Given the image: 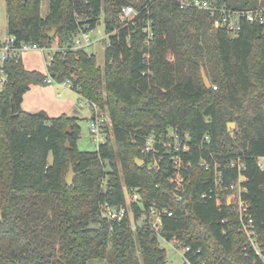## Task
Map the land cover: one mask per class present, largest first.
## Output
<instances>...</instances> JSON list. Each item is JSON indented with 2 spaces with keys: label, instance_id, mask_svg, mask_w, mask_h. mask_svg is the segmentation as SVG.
Wrapping results in <instances>:
<instances>
[{
  "label": "trees",
  "instance_id": "1",
  "mask_svg": "<svg viewBox=\"0 0 264 264\" xmlns=\"http://www.w3.org/2000/svg\"><path fill=\"white\" fill-rule=\"evenodd\" d=\"M42 1L5 0L6 30L16 46L50 47L56 41L65 51L53 52L46 74L27 71L20 56L4 65L0 264H166L160 238L148 228L132 231L128 221L100 217L102 205L125 204L124 188L137 190L144 208L157 202L172 212L159 236L188 248L190 264H264L247 247L225 194L220 193L219 206L200 198L212 174L199 165L210 156L220 162L227 186L238 174L224 163L239 159L244 164L243 198L264 250V29L242 20L235 35L214 28L209 13L181 10L169 0H48L46 17L40 12ZM202 1L231 11L264 9V0ZM122 6L140 13L137 28L128 26L111 37L103 69L94 55L70 50L76 33L96 29L102 16L106 30H112ZM147 19L154 27L150 46L143 42ZM48 78L58 84L70 81L71 91L110 116L112 137L98 151L78 150L77 116L52 119L43 111L22 109L24 94L32 86H46ZM231 123L235 128L229 132ZM169 128L190 135V150L183 156L191 165L185 173L189 183L181 201L168 183L173 174L169 160L154 171L141 153L145 137ZM137 159L145 165L137 167ZM70 167L74 178L68 185ZM134 210L139 212L137 206Z\"/></svg>",
  "mask_w": 264,
  "mask_h": 264
},
{
  "label": "built area",
  "instance_id": "2",
  "mask_svg": "<svg viewBox=\"0 0 264 264\" xmlns=\"http://www.w3.org/2000/svg\"><path fill=\"white\" fill-rule=\"evenodd\" d=\"M176 2L178 8L181 10H198L205 11L210 15V22L214 28L226 30L237 34L241 29V21L247 23L257 24L264 29V9L262 10H245V11H231L226 10L224 7L220 8L214 1H202V0H169ZM140 13L131 6H122L119 14V22L116 23L114 28L110 31L105 28V36L107 38L106 48L110 47L111 37L117 36L120 31L128 26L137 28L135 21L139 18ZM142 32L145 35L144 44L151 45L154 38V27L150 19L145 20L142 25ZM95 30V29H94ZM93 30L80 29L74 36L70 50L73 51H85L89 47L93 46L96 40L90 35ZM105 48V51H106ZM65 51L61 48H53L47 46L19 44L15 45V39L13 37H7L0 44V91L6 86L8 75L5 70V64L11 60L18 58L22 53L26 52H39L43 54L45 64L50 65L52 61L53 51ZM145 59L149 56L144 54ZM46 66V67H47ZM48 84H54L50 78L46 80ZM58 84V83H56ZM66 89L71 90L72 84L70 81H66L62 84ZM216 89V87H213ZM88 103V102H87ZM91 118L88 123V130L91 135V139L99 146L104 145L109 137L112 128L110 116L103 110H101L95 103H88ZM83 107V106H82ZM166 132L159 136L154 134L145 137L144 144L141 153L146 158V166L150 170L159 171L161 169V162L165 159L169 160L173 168V174L169 177L168 183H170L174 197L181 201V193L185 192V187L189 183L185 173L190 168V163L184 161L183 156L190 150L189 140L190 135L188 133H180L177 129H166ZM209 139L206 136L204 142L208 143ZM224 168L236 169L238 177L233 180V183L225 186L223 177L224 172L222 170V164L217 160H214L211 156L209 160H201L200 167L212 174L211 185L209 190L203 192L200 196L202 200L212 201L219 206L221 199L220 193L225 194V199L229 206H233V211L238 216L240 224V232L244 234L246 238L247 247L255 253V256L264 263V250L261 249V245L258 239V233H256L254 218L250 213V205L247 200L243 198L246 194L244 185V177L242 172L245 170V166L239 159H232L226 161ZM143 165H145L143 161ZM258 165L262 168V159L258 160ZM102 185L105 187V183ZM124 205L119 207L109 206L108 204L102 205L100 209V217L108 222L122 223L127 222V225L132 231L139 228L149 229L155 236L161 239L159 236L160 231L163 228L164 221L167 218L172 217L166 207L160 208L157 202H151L146 208H144L140 195L137 190H128L124 188ZM134 206L138 207V211L134 210ZM163 240V239H161ZM164 241V240H163ZM185 252L189 249L184 248Z\"/></svg>",
  "mask_w": 264,
  "mask_h": 264
},
{
  "label": "rangeland",
  "instance_id": "3",
  "mask_svg": "<svg viewBox=\"0 0 264 264\" xmlns=\"http://www.w3.org/2000/svg\"><path fill=\"white\" fill-rule=\"evenodd\" d=\"M48 10H49L48 0H43L40 9L42 17H46L48 15L49 13ZM6 29H7L6 4H5V0H0V44L3 40H5L8 37V33ZM90 35L93 38V40H96V42L93 44V46L86 49L85 53L87 55H94L97 66L103 69L106 63L105 48L108 41L107 38L102 39V37L105 36L103 16L101 17L99 24L96 26V29L90 32ZM50 48L51 49L57 48L56 41H53V43L50 45ZM53 52H55V50ZM53 52L50 53L53 54ZM20 57L22 58V61L26 66V68L36 71L39 70L44 73L46 72L47 64H45V60H43L41 53L21 54ZM43 92H44L42 93L43 102H40L39 105L42 103L46 105V103H48L50 106H52L51 109H53V110L49 109L51 114L54 115L55 113L60 112L62 110L63 112L66 111L67 110L66 105L69 102L73 105L72 110L73 111L76 110L78 112L79 120L77 124L80 128V133H81L80 138L77 142L78 150L88 153L98 151L97 149L99 145L91 139V135L88 130V123H89L88 118L90 117V115H89V105L87 101L84 100L83 98H80L73 91L71 92V90L66 89L64 86L55 83L49 86L48 89H44ZM57 94H60V97H57ZM44 100H46V102ZM35 105L33 107L34 110L39 106V105L38 106ZM80 105H83V107L80 108ZM55 107L57 109H55ZM72 110L67 111L68 112L67 114H72L71 113ZM234 128H235V124H234ZM109 136L112 137V134L110 133ZM158 241H159V247L162 250H164V252L166 253V264H190L188 260L185 258L184 248L181 247V245H179L177 242L174 241L167 242L161 239H158ZM95 264H106V262H102V261L95 262Z\"/></svg>",
  "mask_w": 264,
  "mask_h": 264
},
{
  "label": "crops",
  "instance_id": "4",
  "mask_svg": "<svg viewBox=\"0 0 264 264\" xmlns=\"http://www.w3.org/2000/svg\"><path fill=\"white\" fill-rule=\"evenodd\" d=\"M28 53H32V54H36V53H39V52H26V53H22V54H28ZM40 54V53H39ZM42 55V57H43V60H44V56H43V54H41ZM21 58V57H20ZM21 61H22V58H21ZM22 65H24V63H23V61H22ZM24 68L27 70V71H35V72H40V73H42V74H46L47 73V70H46V72L44 73V72H41V71H39V70H30L29 68H26V66L24 65ZM56 84V83H55ZM51 85H53V84H47V86H41V85H37V86H32L31 88H30V90L28 91V92H26L25 94H24V96H23V103H22V109L24 110V111H26V112H29V113H38V111H43V112H45L46 113V115L48 116V117H50V118H52V119H54V118H56V117H59L60 115H67V116H73V115H75V116H77L78 117V120H79V116H78V112L76 111V110H72L73 109V105L69 102V103H67V105H66V108H67V110L66 111H64L63 112V110L62 111H60V112H57V113H55L54 115L53 114H51L50 113V110H53V109H51L52 108V106H50L48 103H46V105L45 104H40L39 105V103L40 102H43L42 101V93H44L43 92V90L44 89H48L49 88V86H51ZM43 87H45V88H43ZM72 92V91H71ZM74 92V91H73ZM75 93V92H74ZM76 95H78L77 93H75ZM57 97H60V94H57ZM45 102H46V100H44ZM36 104V105H35ZM34 105L35 106H38L35 110H34ZM82 106L83 105H80V108H82ZM50 109V110H49ZM55 109H57L56 107H55ZM62 109H64V108H62ZM72 110V114H67L68 112L67 111H71ZM34 111H37V112H34ZM89 115H90V110H89ZM90 118H91V115H90V117L88 118V121L90 120Z\"/></svg>",
  "mask_w": 264,
  "mask_h": 264
},
{
  "label": "water",
  "instance_id": "5",
  "mask_svg": "<svg viewBox=\"0 0 264 264\" xmlns=\"http://www.w3.org/2000/svg\"><path fill=\"white\" fill-rule=\"evenodd\" d=\"M24 1L26 2L27 0H24ZM55 34H56V31H53V32L49 35V39H53V37L55 36ZM201 77H202V79H203V83H204L205 87H206L207 89H209V88L211 87V85H210V81H209V78L206 77L203 68L201 69ZM227 129H228L229 132H231V130L234 129V123L228 124ZM67 134H70L69 129H67ZM66 148H68L67 145H66ZM135 164H136L137 167H143V161L140 160V159H137V160L135 161ZM73 178H74V173H73V170H72L71 167H70V168H69L68 175H67V178H66V183H67L68 185H71L72 182H73ZM0 221H1V213H0Z\"/></svg>",
  "mask_w": 264,
  "mask_h": 264
}]
</instances>
